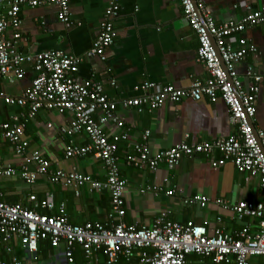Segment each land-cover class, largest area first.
Returning <instances> with one entry per match:
<instances>
[{
  "label": "built area",
  "instance_id": "obj_1",
  "mask_svg": "<svg viewBox=\"0 0 264 264\" xmlns=\"http://www.w3.org/2000/svg\"><path fill=\"white\" fill-rule=\"evenodd\" d=\"M180 4L199 42L197 59L209 76L194 79L187 88L145 80L137 86L142 91L141 95L117 102L107 96L101 82L77 75L83 57L63 49L31 54L19 48L23 6L52 5L60 21L72 28L78 22L71 17L69 0H0V78H24L25 62L33 63L35 71L31 86L23 95L13 97L0 92L9 104L26 108L13 113L8 120L0 121V141L8 142L15 154L22 158L18 167L0 159V176L18 175L25 182L34 184L40 175H46L54 184L73 188L76 195L86 187L89 192L108 191L111 200L107 222L87 221L80 225L69 220L63 202L57 214L38 211V207H55L53 194H47L38 202L36 196H31L35 202L31 208L5 202L0 190V251L10 255L7 260L0 259V264H23L10 245L15 239L35 258L41 241L48 240L53 247L64 242L70 263L74 262L75 246H80L87 259L86 264H95L91 259L97 252L106 256L108 264L117 263L121 257L127 260V264H132L135 249L142 250L144 264H192L189 260L191 255L208 258L211 264H264V201H215L216 205L232 211L240 220H257L256 231L245 225L230 233L222 226L208 228L193 220L173 221L166 214L160 215L150 226L125 221L127 181L121 173L118 146L119 142L129 140L130 134L124 130L125 121L118 111L119 106L143 113L153 112L166 102H178L183 98H206L210 102L222 100L229 108L230 121L237 127L234 134L196 143L184 140L171 148L153 151L148 144L151 131L146 130L142 141L131 144L132 151L125 157V163L132 167H147L151 171H156L161 164L174 169L184 157L200 154L212 157L215 152H221L222 158L212 157L214 167L222 166L229 159L239 170L258 177L264 192V129L255 126L256 100L261 87H264V71L250 69L247 75L251 82L245 85L237 66L249 52L255 51V46L246 38L239 39L238 48L229 41L233 34L264 24V2L260 8L248 5L241 19H230L221 24L216 22L204 0H180ZM119 13L120 0H107L99 35L86 56L107 58V49L118 35L115 21ZM10 29L12 34L8 33ZM111 84L114 85L115 81ZM42 109L74 113L70 124L61 128L63 136L68 138L65 155L67 158L93 156L100 159L105 168V179L77 170L52 171L50 161L42 152L29 151L25 131L28 123ZM110 123L118 128L117 133L105 129ZM76 134H85L88 142L75 143L72 138ZM153 189L154 193L160 191L156 187ZM150 190L143 189L142 192ZM174 192L169 190L166 193L173 195ZM182 202L185 206L205 208L210 198L204 194H192L184 196ZM217 221L220 223L222 217L218 216Z\"/></svg>",
  "mask_w": 264,
  "mask_h": 264
},
{
  "label": "crops",
  "instance_id": "obj_2",
  "mask_svg": "<svg viewBox=\"0 0 264 264\" xmlns=\"http://www.w3.org/2000/svg\"><path fill=\"white\" fill-rule=\"evenodd\" d=\"M218 24L227 20L241 19L247 12V6L260 8L264 0H204ZM71 17L76 22L72 28L66 27L59 19L52 5L22 7V38L19 48L25 53L38 54L48 49H63L83 57L77 73L83 79H93L103 84L104 92L110 99L120 102L126 98L142 94L137 89L143 81L157 84H172L187 88L194 79L207 78L205 66L197 59L199 42L190 23L185 18L180 0H120V13L115 21L118 32L114 43L107 49V58L89 57L86 53L99 35V25L107 7V0H69ZM9 34L13 33L10 29ZM246 38L255 46L238 66L237 71L243 83L251 82L247 72L264 71V24L247 28L241 33L229 37L230 43L239 47V39ZM24 78L14 76L0 78V92L6 96L23 95L31 86L35 77L33 63L23 64ZM111 81H115L112 85ZM255 126L264 129V87L256 100ZM26 108L9 104L0 96V121H6L13 113ZM129 140L119 142L121 173L127 181L125 193V221L130 224L150 226L162 214L178 222L193 220L196 223L213 228L222 226L226 231L235 233L245 225L251 231L257 230V220L238 219L230 210L216 205L217 199L236 203L241 200L264 201L258 177L241 171L228 159L225 164L214 167L212 157H223L215 152L212 157L203 154L184 157L178 167L170 169L161 164L156 171L147 167H132L125 163V157L132 151L133 142L142 141L146 130L151 131L148 144L153 151L171 148L187 140L189 143L211 141L234 134L237 127L230 121L229 108L225 102L208 99L193 100L183 98L178 102H166L153 112H136L133 108L118 107ZM101 114H98V116ZM73 112L59 113L42 109L28 123L25 138L29 141V151L38 150L50 161L51 170H77L94 178L105 179V168L100 159L93 156L67 158L64 137L61 128L70 124ZM49 124L51 126H49ZM105 129L117 133L118 128L110 123ZM73 141L86 144L85 134H76ZM0 159L18 167L22 158L15 154L8 142L0 141ZM33 169V166H31ZM156 187L158 193L152 190ZM150 188V191L142 192ZM0 190L3 200L9 204L20 203L34 207L31 196L40 201L47 194H53L55 207H38L43 214L58 213L63 202L69 220L74 224L87 221L107 222L111 209L108 191L89 192L86 187L76 195L71 187L54 184L48 176L40 175L34 184H29L18 175L0 176ZM175 190L173 195L166 192ZM192 194H204L210 198L207 207L185 206L182 198ZM221 216L219 223L217 217ZM14 253L23 264H86L87 259L80 246H75L74 262L70 263L65 254V243L53 247L49 241L39 243L37 258L24 250L18 240H12ZM142 250L135 249L132 264H144ZM0 257L7 258L4 250ZM95 264H108L106 256L97 252L91 259ZM192 264H211L208 258L191 255ZM127 264L121 257L117 263ZM224 264V263H222Z\"/></svg>",
  "mask_w": 264,
  "mask_h": 264
},
{
  "label": "trees",
  "instance_id": "obj_3",
  "mask_svg": "<svg viewBox=\"0 0 264 264\" xmlns=\"http://www.w3.org/2000/svg\"><path fill=\"white\" fill-rule=\"evenodd\" d=\"M55 214H57V213H55ZM48 215H51V213L50 214H48ZM15 240H18V239H15ZM19 241V240H18ZM48 241V240H47ZM20 242V241H19ZM50 242V241H49ZM21 243V242H20ZM10 245L13 247V245H12V240H11V242H10ZM21 246H22V244H21ZM22 248L24 249V250H26L23 246H22ZM13 250H14V248H13ZM27 251V250H26ZM5 252V251H4ZM13 252H15V251H13ZM28 252V251H27ZM6 253V252H5ZM7 254V253H6ZM8 255V254H7ZM10 258V255H8V257L7 258H2V257H0V259H3V260H7V259H9ZM22 261V260H21Z\"/></svg>",
  "mask_w": 264,
  "mask_h": 264
}]
</instances>
